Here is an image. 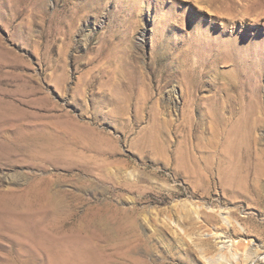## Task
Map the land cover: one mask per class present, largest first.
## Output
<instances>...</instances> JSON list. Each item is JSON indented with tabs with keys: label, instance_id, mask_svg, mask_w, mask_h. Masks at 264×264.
<instances>
[{
	"label": "rangeland",
	"instance_id": "1",
	"mask_svg": "<svg viewBox=\"0 0 264 264\" xmlns=\"http://www.w3.org/2000/svg\"><path fill=\"white\" fill-rule=\"evenodd\" d=\"M263 183L264 0H0V264H133L134 200L216 218L168 262L264 264Z\"/></svg>",
	"mask_w": 264,
	"mask_h": 264
},
{
	"label": "bare ground",
	"instance_id": "2",
	"mask_svg": "<svg viewBox=\"0 0 264 264\" xmlns=\"http://www.w3.org/2000/svg\"><path fill=\"white\" fill-rule=\"evenodd\" d=\"M245 125V124H244ZM250 149V148H249ZM233 173L234 170H233ZM236 174H233L234 177ZM264 184V183H263ZM235 187H233L234 190ZM235 196V195H234ZM137 201L134 200V205L130 210V213L127 216H123L119 221L118 228L116 229L117 234L120 237L121 246L123 247L122 253L129 257L133 264H174L168 262L164 259V255L166 251L174 256L175 259L180 258V252H189L193 246L191 244L184 242V234L188 236V229L191 231L195 230L198 227H201L203 222L202 220H198L199 217H203L206 225L211 221L216 219L211 213H200L196 210V208H191V206L185 205L181 207V211L178 210H160L155 216L144 217V225L148 226L150 229L149 233H145L141 228L140 223L138 222V211L135 208ZM144 210V209H143ZM166 216L159 217L160 215ZM194 214H197L195 216ZM231 214V213H230ZM104 218V217H103ZM232 215H226L225 220L226 224H230V226L225 227V231H231L232 237L237 238L240 235H243L244 232L236 225V223L232 220ZM100 219V218H99ZM240 218H236L239 220ZM102 223V222H101ZM243 225L244 221H240ZM173 224V225H172ZM116 226V225H115ZM223 228V227H220ZM244 230L247 227L243 226ZM180 229L183 230V234L180 233ZM189 231V232H190ZM193 232V231H192ZM217 233V232H216ZM259 234L260 231H257ZM188 234V235H187ZM191 238V236H189ZM197 241L192 240L196 246L198 244H205L208 242L207 239L197 238ZM249 243V242H248ZM208 244V243H207ZM245 245V244H244ZM199 247V246H198ZM62 248V247H61ZM160 248H163L165 251H160ZM201 251H210L206 250L203 247H199ZM231 250V249H230ZM79 250H76L78 252ZM152 252H159V258H152L149 255ZM237 251H232L230 253L231 256H234ZM229 253L225 252L219 253V258L211 260V262H217V264H223L222 260H229L227 256ZM245 254V253H244ZM244 256L246 258V254ZM86 255V264H90L92 262L91 250L86 247L85 249ZM168 255V254H166ZM186 255V253H185ZM157 256V257H158ZM230 256V257H231ZM236 258V257H235ZM174 260V259H173ZM238 260V258H237ZM74 260L62 261L61 264H70ZM176 261V260H175ZM180 262V259H178ZM75 262V261H74ZM76 264H80L79 261H76ZM238 263V262H237ZM82 264V263H81ZM93 264V263H92Z\"/></svg>",
	"mask_w": 264,
	"mask_h": 264
}]
</instances>
